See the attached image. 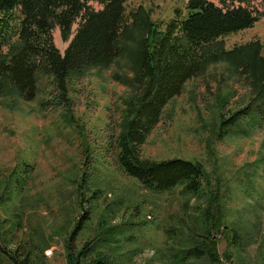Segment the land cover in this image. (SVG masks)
I'll use <instances>...</instances> for the list:
<instances>
[{
	"label": "rangeland",
	"instance_id": "obj_1",
	"mask_svg": "<svg viewBox=\"0 0 264 264\" xmlns=\"http://www.w3.org/2000/svg\"><path fill=\"white\" fill-rule=\"evenodd\" d=\"M187 2L127 0L126 6L128 13L149 11L164 30L186 15ZM252 5L264 11V0ZM78 22L68 41L59 27L53 30L62 54ZM222 42L227 50L258 42L264 53V16ZM131 60L124 56L70 80L67 96L47 76L39 79L34 100L0 95V264H68L70 239L74 251L90 241L115 264H173L172 254L206 233L210 218L219 220L211 234L224 264H264V127L224 121L255 95L251 79L222 60L186 82L141 153L150 160L200 162L208 176L197 194L183 193V185L152 191L117 161L124 98L136 93L116 76L133 77Z\"/></svg>",
	"mask_w": 264,
	"mask_h": 264
},
{
	"label": "trees",
	"instance_id": "obj_2",
	"mask_svg": "<svg viewBox=\"0 0 264 264\" xmlns=\"http://www.w3.org/2000/svg\"><path fill=\"white\" fill-rule=\"evenodd\" d=\"M238 1L241 4L237 6L225 0L221 5L212 0H188L186 15L177 16L161 30L149 11L140 7L128 13L127 0H0V95L34 100L39 79L47 76L67 96L70 80L94 68L106 70L120 58L130 57L133 77L116 76L136 93L124 98L120 131L115 136L118 164L149 190L163 192L183 185V193L197 194L208 176L202 163L178 157L145 159L141 148L186 82L203 73L210 63L222 60L243 71L255 92L242 109L224 121L264 127L262 46L251 42L227 50L222 42V37L251 28L264 16L252 0ZM78 20L76 33L62 54L53 30L59 27L63 40L68 41ZM210 219L206 233L193 237L194 244L172 254L173 264H224L218 252L219 240L211 234L219 220ZM233 238L240 248L244 246L239 233L234 232ZM95 246L89 241L77 252L70 239L68 264H115ZM94 251L96 256L89 259ZM229 255L226 252L223 257Z\"/></svg>",
	"mask_w": 264,
	"mask_h": 264
},
{
	"label": "built area",
	"instance_id": "obj_3",
	"mask_svg": "<svg viewBox=\"0 0 264 264\" xmlns=\"http://www.w3.org/2000/svg\"><path fill=\"white\" fill-rule=\"evenodd\" d=\"M52 253V250H49V254Z\"/></svg>",
	"mask_w": 264,
	"mask_h": 264
},
{
	"label": "water",
	"instance_id": "obj_4",
	"mask_svg": "<svg viewBox=\"0 0 264 264\" xmlns=\"http://www.w3.org/2000/svg\"><path fill=\"white\" fill-rule=\"evenodd\" d=\"M73 37H74V36H73ZM73 37H72V39H73ZM72 39H71V40H72Z\"/></svg>",
	"mask_w": 264,
	"mask_h": 264
}]
</instances>
